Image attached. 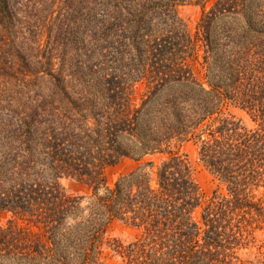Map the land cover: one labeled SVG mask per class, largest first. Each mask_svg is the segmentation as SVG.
Segmentation results:
<instances>
[{
  "label": "trees",
  "instance_id": "trees-1",
  "mask_svg": "<svg viewBox=\"0 0 264 264\" xmlns=\"http://www.w3.org/2000/svg\"><path fill=\"white\" fill-rule=\"evenodd\" d=\"M45 2L29 16L0 0V264H104V246L119 264H264V0H214L195 37L177 7L205 0ZM16 22L34 29L25 56ZM186 137L218 183L203 205L186 155L167 151ZM123 159L139 165L109 185ZM113 221L137 236L109 237Z\"/></svg>",
  "mask_w": 264,
  "mask_h": 264
},
{
  "label": "rangeland",
  "instance_id": "rangeland-1",
  "mask_svg": "<svg viewBox=\"0 0 264 264\" xmlns=\"http://www.w3.org/2000/svg\"><path fill=\"white\" fill-rule=\"evenodd\" d=\"M18 2L22 3L27 11L29 16L36 14L32 8L36 5L35 2L38 0H17ZM45 4L43 7L38 6L39 9H44L42 12H46L47 9L52 5L53 0H45ZM63 0H57L56 5L54 6L55 9H61L67 7V11L70 13L71 9H73L74 4L73 0H66L65 3ZM214 0H205L204 3H195V2H188L180 4L177 7V13L182 22L185 25L186 30L195 37L197 35V25L200 20L201 14L204 10L208 9ZM33 3V6H32ZM58 4V6H57ZM32 6V7H31ZM70 8V9H69ZM45 15V16H46ZM21 19V18H19ZM7 31L9 32V39L11 44L14 46L13 52L15 50L18 54L25 56L30 53L31 46L30 41L31 36L33 35L34 29L30 27V25L21 24V22H16L14 26H11ZM16 53V54H17ZM201 52L199 51V55ZM200 61V57L198 59ZM191 65L192 69L195 71V74L198 76L199 79H203L204 70L202 66L199 64L200 62L196 61H188ZM30 69L36 70V67L33 65L29 66ZM7 80H1L0 82V90H3L6 86ZM144 92V86L142 84H136L133 90V101L135 104L140 103L141 96ZM4 99V95L0 97V100ZM4 104V102H3ZM223 114H234L237 117H241L246 123H249L248 117L241 111L237 110L236 108L230 105H224L222 108ZM197 142L194 137H186L180 139L179 141L174 140L171 142L170 147L167 151L174 153L178 152L180 154L186 155L190 168H191V175L195 183L199 188V192L201 195L200 205H203L204 202L212 195V193L217 189L218 183L213 178V176L208 172V170L199 162L197 156ZM165 157L164 154H155L152 156H148L143 158L142 161H153L154 163H159ZM139 165L138 162L134 161L133 159H123L121 162L114 166H108L104 169V175L109 185L113 184L119 177L130 173ZM61 185L65 192L70 196H86L90 194V189L88 186L79 180L76 179H63L61 181ZM200 209L196 211L198 214ZM13 220L10 213L6 211H0V227H5L9 221ZM18 222V221H15ZM138 234L137 230L125 225L118 221H113L109 224L107 229V235L109 237H115L120 239L123 242H128L136 237ZM261 247L264 249V231L258 234L257 237V247ZM251 257V256H250ZM99 259L104 264H119L118 259L113 256L112 252L107 249L106 246L102 248V252L99 256ZM241 264H248V259L245 257Z\"/></svg>",
  "mask_w": 264,
  "mask_h": 264
}]
</instances>
